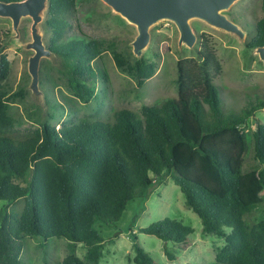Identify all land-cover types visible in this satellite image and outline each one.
Returning <instances> with one entry per match:
<instances>
[{
  "label": "trees",
  "instance_id": "16d2710c",
  "mask_svg": "<svg viewBox=\"0 0 264 264\" xmlns=\"http://www.w3.org/2000/svg\"><path fill=\"white\" fill-rule=\"evenodd\" d=\"M77 2L48 0L44 25L50 31L47 48L61 58L68 87L85 102L95 95L98 80L107 81L106 71L93 64L106 49L102 39L67 34ZM261 8L264 12V0ZM263 45L264 17L246 46ZM3 50L0 38V201L23 198V205L18 213L0 208V264H27L20 254L25 238L35 236L68 241L58 264H99L104 240L93 225L116 223L129 201L164 176L199 216L203 233L224 238L212 264H264V219H245L264 202L259 195L264 193V123L254 117L264 101H250L240 113L224 111L214 84L221 64L209 41H201L196 58L178 60L177 97L143 105L141 115L121 108L108 119L59 128L42 122L21 136L9 133L8 108L17 92L5 88L10 61ZM114 58L138 86L154 72V64L143 58L130 62L117 53ZM248 117L254 118V158L261 166L243 171ZM139 230L175 243H185L192 232L170 218ZM76 243L86 247L85 260L75 254ZM131 261L157 264L136 242Z\"/></svg>",
  "mask_w": 264,
  "mask_h": 264
},
{
  "label": "rangeland",
  "instance_id": "374dc122",
  "mask_svg": "<svg viewBox=\"0 0 264 264\" xmlns=\"http://www.w3.org/2000/svg\"><path fill=\"white\" fill-rule=\"evenodd\" d=\"M262 0H236L223 13L234 21L244 32L241 41L237 36L213 27L202 20L191 19L190 25L197 36L192 47L178 46L179 33L175 25L163 20L153 24L150 39L141 57L154 64V72L141 86L133 75L122 71L115 63L114 53L133 62L131 42L137 32L101 0H78L70 19L68 35H87L104 41L105 51L94 60V66L107 73V81L98 80L95 95L88 101L79 100L67 84L61 58L54 55L41 58L39 63L38 88L42 98L36 100L29 88L31 76L27 70L28 58L33 50L23 45L31 40V18L23 17L18 25L19 36H14L11 20L0 16V38L3 52L10 61V73L4 82L10 92H17L16 99L9 103L8 113L13 119L11 135L21 136L39 128L42 122L59 128L62 123L79 120L108 119L121 108L141 115V108L166 97H177V62L182 58H196L203 39L209 41L221 64V72L214 79L223 109L226 113H240L250 107L256 99L264 101V64L246 44L256 34V23L264 17ZM45 12L38 29L42 33L47 48L50 31L45 27ZM20 92V95H19ZM254 117L264 123V108L254 111ZM253 117L247 118L244 127L246 150L243 171L259 168L261 164L254 158L252 131L255 129ZM23 178L17 179L22 181ZM22 183V182H21ZM260 196H264L262 190ZM23 198L14 202L0 201V208L9 206L19 212ZM164 218H170L189 226L192 232L185 243L164 241L141 232L139 229ZM249 223L264 219V202L245 216ZM93 228L103 237L102 257L99 264H133L134 243H138L157 264H212L215 254L225 241L223 237L204 234L199 216L186 204L179 187L169 177L156 179L150 190L143 196H135L129 201L120 217L113 225L100 221ZM136 240H134V235ZM68 241L64 238L26 237L20 259L27 264H58L68 253ZM86 247L75 244V254L85 260ZM166 252L173 255L172 259Z\"/></svg>",
  "mask_w": 264,
  "mask_h": 264
},
{
  "label": "water",
  "instance_id": "95a60500",
  "mask_svg": "<svg viewBox=\"0 0 264 264\" xmlns=\"http://www.w3.org/2000/svg\"><path fill=\"white\" fill-rule=\"evenodd\" d=\"M114 12L119 14L128 23L136 28V36L131 42L132 52L136 57H141L147 46L150 27L163 20L172 22L178 33V46L192 47L197 36L190 25L191 19H199L205 23L222 29L243 40L245 32L223 12L236 0H101ZM48 0H17L5 2L0 0V16L11 20L14 36H19L18 25L23 17L31 18V40L23 47L33 50L29 56L27 70L31 76L29 88L33 98L40 100L42 93L38 88L39 63L41 58H53L54 53L46 48L43 43L42 33L38 24L42 21V14L47 9ZM254 53L264 64V45L252 48Z\"/></svg>",
  "mask_w": 264,
  "mask_h": 264
}]
</instances>
